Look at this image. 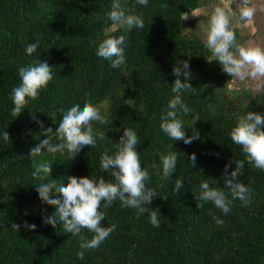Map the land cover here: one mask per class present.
Segmentation results:
<instances>
[{
    "label": "trees",
    "instance_id": "1",
    "mask_svg": "<svg viewBox=\"0 0 264 264\" xmlns=\"http://www.w3.org/2000/svg\"><path fill=\"white\" fill-rule=\"evenodd\" d=\"M111 2L0 0V131L11 137L8 142L0 140V264H264V170L248 162L230 137L240 116L248 111L264 113V91L233 95L228 89L233 77L217 60H209L210 49L199 38L184 36L182 14L200 9L203 0H150L147 7L124 0L145 22L144 28L127 32L111 30L104 14ZM234 31L239 45L242 39ZM121 34L127 37V59L114 69L96 55V44ZM36 40L38 52L29 56L25 47ZM38 56L53 68V80L16 117L9 93L20 83L18 66ZM182 60L190 63L194 87L182 93L193 109L182 117L186 135H192L193 128L199 130V139L191 144L174 141L160 129L161 114L174 95L172 69ZM74 99L102 106L107 122L93 124L107 132L108 139H98L96 147L85 146L76 156L58 147L51 153L45 149L46 156L32 160L30 149L44 138L39 121L54 129L63 108ZM195 115L199 121L191 128ZM125 127L133 128L142 142L137 146L142 166L159 163L157 152H178L171 180L149 167L147 186L157 194L149 207L159 209L160 227L150 223L147 213L138 214L116 200L102 209L106 219L101 222L115 224V231L98 248L85 250L80 259L76 255L80 237L67 233L62 221L41 219L54 201L39 197L31 173L35 162L47 158L51 166L46 178L64 179L70 173L113 179L100 168V154L106 148L109 154L116 151L115 142ZM230 160L245 161L239 179L250 189L251 203L234 199L231 211L224 214L195 196L202 180L212 187L223 186L224 165ZM234 168L233 163L228 171ZM176 178L184 181L179 192L173 190ZM198 203L203 207L198 208ZM217 219L224 222L218 224ZM32 220L35 227L24 226ZM13 223L21 228L13 229ZM81 235L91 239L93 233L84 229Z\"/></svg>",
    "mask_w": 264,
    "mask_h": 264
},
{
    "label": "clouds",
    "instance_id": "2",
    "mask_svg": "<svg viewBox=\"0 0 264 264\" xmlns=\"http://www.w3.org/2000/svg\"><path fill=\"white\" fill-rule=\"evenodd\" d=\"M140 6L147 7L150 0H136ZM256 8L249 0H240L239 21L251 22L256 14ZM105 16L111 21L112 29H123L125 32L133 28H144V18L141 14L129 10L124 0H112L111 8ZM235 12L226 11L217 6L208 20L205 46L210 49L212 56L209 58L219 62L222 70L229 76L244 80L248 77H264V48H245L237 44L236 32L232 27ZM187 12L181 19H187ZM40 41L30 42L25 47V52L32 56L38 52ZM127 37L125 34L106 36L96 44V55L111 63L112 68H120L126 63ZM52 67L48 61H42L40 56L26 65L18 66L20 83L12 88L9 93L14 105L11 112L14 116L22 113L31 101L39 97L42 90L47 88L53 80ZM172 73L175 80L171 85L172 95L167 107L161 114L160 129L172 140H182L185 144H191L199 139V130L193 126L199 121V116H193V133L186 135L185 121L182 118L193 111L185 103L182 93L194 89L190 80L192 71L188 60L178 61L173 67ZM181 76L183 79H181ZM93 122L106 123L107 117L102 114V106L88 100L81 103L72 100L62 110L55 120L54 129L49 126L44 128L43 121H39L43 128L44 138L30 149L29 157L35 161L36 157L46 156L45 149L50 153L58 147L69 156L78 155L85 146L96 147L98 139H108L105 131L96 129ZM55 137V138H54ZM230 137L234 144L241 147L248 162L256 168L264 170V113L248 111L238 118L236 125L231 129ZM0 140L11 141L8 131H0ZM142 142L138 133L133 128H123L119 141L115 142L116 151L109 154L106 148L100 154V168L110 173L113 179L106 180L103 176L95 178L91 176H75L65 174L64 179L45 177L51 166L47 158L35 162L31 175L35 183L34 187L39 197L44 200L54 201V207L41 213V219L51 223L63 222V228L72 237H80V250L76 255L83 259L85 250L98 248L112 232L116 225L104 226L102 221L106 219V213L102 209L108 208L116 200L123 207H131L138 214L147 213V218L154 227H160L159 209H152L149 205L157 197L156 189L147 186L151 179L149 167L162 174L165 180H171L176 172L178 152L170 151L167 154L157 152L159 163L153 161L149 167L142 166L140 152L137 146ZM173 148V145H170ZM193 165L196 154H191ZM235 164V168L228 169ZM244 160H230L224 165L223 186L212 187L208 180L200 183V193L196 197L203 203L211 202L224 214L231 211L234 199H239L245 205L251 203V191L248 186L239 179L245 168ZM184 187L183 178H176L173 190L179 192ZM53 189V191H49ZM231 197V198H230ZM203 203L197 207L202 208ZM222 224V219H217ZM36 221H25V227H35ZM13 229H20L19 223L12 224ZM84 229L93 233L91 239L81 235Z\"/></svg>",
    "mask_w": 264,
    "mask_h": 264
},
{
    "label": "rangeland",
    "instance_id": "3",
    "mask_svg": "<svg viewBox=\"0 0 264 264\" xmlns=\"http://www.w3.org/2000/svg\"><path fill=\"white\" fill-rule=\"evenodd\" d=\"M249 3L257 11L252 21L245 23L239 21L240 0H203V6L200 9L190 13L187 19H183V34L188 38H199L205 44L208 20L214 9L220 6L226 11L236 13L232 20V27L242 39L240 46L264 48V0H249ZM111 30L114 29L111 28ZM228 89L236 96H254L264 91V77H248L244 80L233 77Z\"/></svg>",
    "mask_w": 264,
    "mask_h": 264
}]
</instances>
